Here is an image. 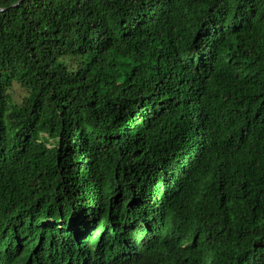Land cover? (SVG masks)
<instances>
[{
	"label": "trees",
	"instance_id": "1",
	"mask_svg": "<svg viewBox=\"0 0 264 264\" xmlns=\"http://www.w3.org/2000/svg\"><path fill=\"white\" fill-rule=\"evenodd\" d=\"M0 9V264H264V0Z\"/></svg>",
	"mask_w": 264,
	"mask_h": 264
},
{
	"label": "water",
	"instance_id": "2",
	"mask_svg": "<svg viewBox=\"0 0 264 264\" xmlns=\"http://www.w3.org/2000/svg\"><path fill=\"white\" fill-rule=\"evenodd\" d=\"M22 1H19L17 4H15L14 6H17L21 3ZM4 11V9H0V12Z\"/></svg>",
	"mask_w": 264,
	"mask_h": 264
},
{
	"label": "rangeland",
	"instance_id": "3",
	"mask_svg": "<svg viewBox=\"0 0 264 264\" xmlns=\"http://www.w3.org/2000/svg\"><path fill=\"white\" fill-rule=\"evenodd\" d=\"M20 91H17V98H19L20 97Z\"/></svg>",
	"mask_w": 264,
	"mask_h": 264
}]
</instances>
